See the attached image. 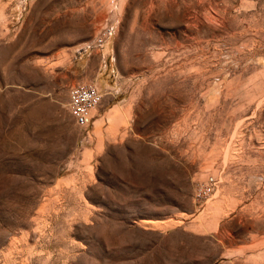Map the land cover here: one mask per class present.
I'll list each match as a JSON object with an SVG mask.
<instances>
[{
    "label": "rangeland",
    "instance_id": "374dc122",
    "mask_svg": "<svg viewBox=\"0 0 264 264\" xmlns=\"http://www.w3.org/2000/svg\"><path fill=\"white\" fill-rule=\"evenodd\" d=\"M244 1L0 0V264H264V15ZM79 84L103 95L88 129Z\"/></svg>",
    "mask_w": 264,
    "mask_h": 264
},
{
    "label": "built area",
    "instance_id": "2783aa9c",
    "mask_svg": "<svg viewBox=\"0 0 264 264\" xmlns=\"http://www.w3.org/2000/svg\"><path fill=\"white\" fill-rule=\"evenodd\" d=\"M113 32V27L105 29L97 38V46H102ZM102 98L103 95L94 85L79 84L70 89L69 111L80 128L88 129L91 126L93 112L102 102ZM212 190V183L203 186L198 192V199H207Z\"/></svg>",
    "mask_w": 264,
    "mask_h": 264
},
{
    "label": "crops",
    "instance_id": "0c3cea01",
    "mask_svg": "<svg viewBox=\"0 0 264 264\" xmlns=\"http://www.w3.org/2000/svg\"><path fill=\"white\" fill-rule=\"evenodd\" d=\"M244 6H247V8H244ZM241 8L251 11L253 15H264V3L258 0H245L242 3ZM258 64L264 67V59H262ZM248 80H253V77H249ZM216 96L218 97V100H221L222 94H220L219 91H217ZM260 150L262 151H259L258 154L261 156L264 155V148L261 147ZM261 170L264 172V168Z\"/></svg>",
    "mask_w": 264,
    "mask_h": 264
},
{
    "label": "bare ground",
    "instance_id": "6f19581e",
    "mask_svg": "<svg viewBox=\"0 0 264 264\" xmlns=\"http://www.w3.org/2000/svg\"><path fill=\"white\" fill-rule=\"evenodd\" d=\"M157 226V225H156ZM159 226V225H158Z\"/></svg>",
    "mask_w": 264,
    "mask_h": 264
}]
</instances>
